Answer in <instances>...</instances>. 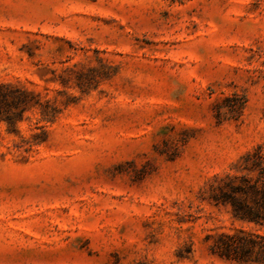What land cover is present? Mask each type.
Listing matches in <instances>:
<instances>
[{"label":"rangeland","instance_id":"1","mask_svg":"<svg viewBox=\"0 0 264 264\" xmlns=\"http://www.w3.org/2000/svg\"><path fill=\"white\" fill-rule=\"evenodd\" d=\"M0 82L76 98L28 152L0 127V264H236L207 237L264 234L206 199L264 143V0H0Z\"/></svg>","mask_w":264,"mask_h":264},{"label":"trees","instance_id":"2","mask_svg":"<svg viewBox=\"0 0 264 264\" xmlns=\"http://www.w3.org/2000/svg\"><path fill=\"white\" fill-rule=\"evenodd\" d=\"M73 84L81 94L95 89L98 86V69L88 68L86 73H78ZM75 100L70 96L57 101L20 82H0V127L3 125L7 134L18 137L13 148L28 152L47 141V127ZM243 108L244 102L238 105L236 117L241 115ZM27 113L36 114L40 125L34 127L28 136H23L19 124L28 119ZM221 116L217 111L218 122ZM232 169L235 170L232 174L211 178L206 199L214 206H228L234 220L264 230V143L244 153ZM207 240H211L208 245L210 254L222 260L236 264H264V234L239 229L208 236Z\"/></svg>","mask_w":264,"mask_h":264}]
</instances>
